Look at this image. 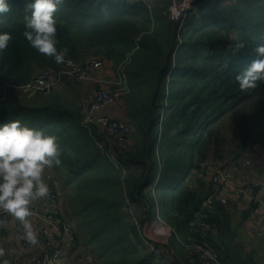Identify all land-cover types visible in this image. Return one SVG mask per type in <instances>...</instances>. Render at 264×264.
<instances>
[{
    "label": "trees",
    "instance_id": "16d2710c",
    "mask_svg": "<svg viewBox=\"0 0 264 264\" xmlns=\"http://www.w3.org/2000/svg\"><path fill=\"white\" fill-rule=\"evenodd\" d=\"M9 2L12 11L0 17V31L12 34L0 57V89L5 83H27L37 70L60 67L23 36L29 0ZM171 2L154 0L149 11L125 0H63L54 13L64 58L77 61L92 54L116 68L129 56L124 72L131 134L116 150L119 167L99 152L95 128L83 127L79 110L65 105L58 91L29 105L5 106L9 93L0 106V117L58 137L62 164L52 168L70 180L71 213L94 264H190L171 245L172 238L180 245L174 236L168 244L174 251L170 261L146 254L125 202L144 210L142 228L155 220L157 204L161 220L182 231L186 241L189 223L212 192L211 183L197 174L210 150L217 152L221 145L215 124L264 94V82L245 91L235 79L256 57V46L264 44V0H203L187 12L180 29L168 17ZM238 39L246 47L233 54L227 46ZM222 210L218 206L209 213L219 232L208 243L219 264H256L233 244L217 216Z\"/></svg>",
    "mask_w": 264,
    "mask_h": 264
},
{
    "label": "built area",
    "instance_id": "2783aa9c",
    "mask_svg": "<svg viewBox=\"0 0 264 264\" xmlns=\"http://www.w3.org/2000/svg\"><path fill=\"white\" fill-rule=\"evenodd\" d=\"M125 1L140 3L149 11L154 7L153 0ZM201 1L203 0H172L168 7L169 19L179 25L180 29L187 12ZM128 60L129 56L125 62L115 68L102 56H89L77 61L64 58L58 70L50 68L37 70L31 80L22 85L3 84L0 89V106L10 92L19 93L25 98L48 97L63 86L65 79L70 82L96 85L97 89L83 109L82 126L90 131L92 127L95 128L94 142L97 149L119 167L116 150L129 138L131 124L128 119H118L103 112L122 101L128 93L124 72ZM240 167L248 172L240 176L236 175ZM47 171L48 169L45 177L49 178ZM197 178L208 180L212 192L202 201L199 211L189 223V235L186 241L180 240L175 230L161 220L157 204L155 220L149 222L144 229L140 224L137 206L126 200L124 210L130 222L139 231L141 245L146 254L157 260L173 257L174 251L168 248V244L174 236L188 252L190 264H219L216 253L208 243L209 237L215 232V225L209 222V213H215L218 206L226 207L230 198L242 200L244 203L247 233L254 239L264 240V169L261 173L254 170L249 154L244 155L242 162L224 160L217 165L203 163ZM58 201L59 193L50 188L47 198L34 201L31 206L33 214L29 219L38 234L37 244L33 245L23 239V231L12 235L23 249L34 250L41 240L50 248L49 251L40 250L32 254H21L19 264H94L89 256L84 255L77 257L72 263L66 261L69 249L76 244V239L71 224L59 213L56 205ZM10 219V214L0 210V233L7 227Z\"/></svg>",
    "mask_w": 264,
    "mask_h": 264
},
{
    "label": "clouds",
    "instance_id": "9594fccd",
    "mask_svg": "<svg viewBox=\"0 0 264 264\" xmlns=\"http://www.w3.org/2000/svg\"><path fill=\"white\" fill-rule=\"evenodd\" d=\"M63 0H29L25 16L23 36L30 46L55 62L64 61L65 52L58 50L57 22L54 13ZM12 11L9 0H0V17ZM12 39L10 32L0 31V57L4 55ZM233 54L245 49L246 41L236 40L228 46ZM256 57L236 76L241 90L258 87L264 82V44L255 48ZM63 148L55 134L30 127L20 120L0 123V210L10 214L23 225L22 238L35 245L38 234L30 217L34 201L50 194L45 172L62 164ZM4 250L0 249V256ZM0 264H7L6 261Z\"/></svg>",
    "mask_w": 264,
    "mask_h": 264
},
{
    "label": "rangeland",
    "instance_id": "374dc122",
    "mask_svg": "<svg viewBox=\"0 0 264 264\" xmlns=\"http://www.w3.org/2000/svg\"><path fill=\"white\" fill-rule=\"evenodd\" d=\"M154 3V0H153ZM169 17V16H168ZM91 56H95L90 54ZM97 89L96 85L89 83H77L69 82L65 84L59 91L60 97L63 103L68 107L80 108L86 105L89 97L86 96L84 92L89 91L93 93ZM11 100L5 104V106H11L14 104H25L29 105L37 99L38 96L33 98L22 97L19 93L11 92ZM122 112L127 115L129 106L126 103V98L124 97L121 101ZM127 117V116H126ZM128 119V117H127ZM215 129L218 131L221 137V145L217 152L213 149L208 153L206 163L217 165L224 160L238 161L242 162L244 155L249 154L252 162L253 168L258 173L263 172L264 169V94H258L257 96L241 103L235 109L225 114L216 124ZM248 171L242 167L236 175L240 176ZM50 183L52 182L55 190L60 194V199L62 201L63 213L65 218L71 224L75 233H79L78 221L71 213V207L68 201V195L71 194V184L68 176L61 172H56L53 170V177L50 178ZM227 209L229 206H227ZM156 210V207L155 209ZM139 216L144 217V210H138ZM241 216L234 213L230 217L233 228H236L240 221ZM175 232V227H172ZM236 235L233 240L235 246H242L240 251L244 252L245 256L251 257L256 264H264V240L257 242L256 239L248 237L244 228H240L236 231ZM180 239L184 238V233L182 231L176 232ZM78 242L76 243V252L73 258L80 256H92L89 251L90 246L77 234ZM229 241V239H228ZM240 244V245H239ZM171 245L178 247L175 239H171ZM238 249V248H237Z\"/></svg>",
    "mask_w": 264,
    "mask_h": 264
},
{
    "label": "crops",
    "instance_id": "0c3cea01",
    "mask_svg": "<svg viewBox=\"0 0 264 264\" xmlns=\"http://www.w3.org/2000/svg\"><path fill=\"white\" fill-rule=\"evenodd\" d=\"M104 72H106V71H104ZM69 82H70L69 80L65 79L63 86L65 84L69 83ZM60 89H58L57 91H59ZM85 93H86V96L89 97V100H90V97H91L92 93H90L89 91L84 92V94ZM10 94H11V92H10ZM73 109L74 110H79V112H80V114H81V116L83 118L84 105L82 107V110L80 108H75V107H73ZM103 113H107V114H109V115H111V116H113L115 118H118V119H127V117H126L127 115H125L122 112L121 101L116 103L115 105H113L109 109L105 110ZM6 122H9L7 116L0 117V123H6ZM47 173L49 175V178L45 177L46 182L49 184V187L53 191L57 192L55 190V188L53 187L52 182L50 183V181H48V180H50L51 177H53V168H49ZM56 205H57V208L59 210L60 215L64 219H66L65 215L63 213V206H62V201L60 199V196H59V201L57 202ZM227 206H229V208H231V209H227ZM227 206L226 207H222V209H223L222 212L221 211L218 212L217 216L220 218L221 223L223 225H227L228 226L227 232H229L230 235L235 237V235L237 233L236 231H238L239 226H240V228H244L245 229L246 213H245V209H244V203H243L242 200H238V199H235V198H230L229 204ZM137 208H138V210L141 209V207H139V206ZM234 213H237L242 218V219L240 218L241 219L240 223L237 226H235L236 228H233L234 224H232V221L230 219V217L233 216ZM214 225H215V232H214V234L212 236H213V238H217V236H218L217 233L219 231L216 229L217 225L216 224H214ZM32 226H33V229H34V224H32ZM18 231H23V225L16 218L11 216V219H10L7 227L4 229L3 232L0 233V249L4 250V255L0 256V262L6 261L7 264H19V262H20L19 261V256L21 254H23V253L24 254H32V253H34L36 251H40V250H42V251H49L50 250V248L46 247V245L44 244V242H42V240L40 241V243L37 246V248L34 249V250L23 249L21 247L20 243L17 241V239H15L14 236H12V235H14L15 232H18ZM245 232L248 235V237H250V235L247 233L246 229H245ZM252 239H254V238H252ZM180 240H183V239H180ZM256 241L258 242L259 240L256 239ZM260 242H261V240H260ZM262 242H264V241H262ZM238 247L241 248L242 246L240 245ZM75 248H76V244L69 249L68 255L66 256V261L68 263H72V262H74L77 259V258H73L74 254L76 252ZM168 248H170V247L168 246ZM176 249L178 251H180L185 257H188V252L184 248H181L179 244H178V247H176ZM164 261H170V258H164Z\"/></svg>",
    "mask_w": 264,
    "mask_h": 264
}]
</instances>
